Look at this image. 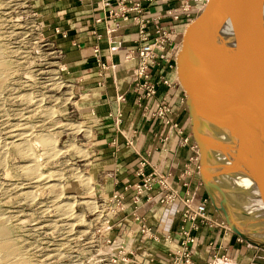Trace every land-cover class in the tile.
Here are the masks:
<instances>
[{
	"label": "crops",
	"instance_id": "obj_1",
	"mask_svg": "<svg viewBox=\"0 0 264 264\" xmlns=\"http://www.w3.org/2000/svg\"><path fill=\"white\" fill-rule=\"evenodd\" d=\"M182 2L145 1L146 12L157 14L168 7L179 6ZM203 3L204 0H190L191 13L201 5L199 13ZM38 4L44 32L62 45L65 59L70 65L65 77L73 81L76 90L82 94L80 102L84 110H94L97 116V142L94 162L90 166L96 188L124 192L125 199L131 201L136 191L126 186L141 178L135 171L140 158L145 157L162 171L170 172L179 184L187 182V185L181 186V193L188 191L196 200L207 197L199 170L200 162L195 159L196 150L192 143L184 144L182 136L174 127L143 113L138 103L139 92L132 81L137 59L127 58L128 51L136 49L140 43L138 26L132 21L117 18L114 21L117 29L108 35L106 22L96 20L107 14L103 0H38ZM175 22L174 42L160 51V64L155 73L156 78L160 75L167 77L171 85L160 81L156 100L170 103L177 112L175 119L184 133L192 134L186 90L179 80L176 65L186 19ZM148 33L154 35L152 27ZM96 45L99 48L97 53L94 51ZM166 56L170 57V61ZM102 63L107 67L102 69ZM120 94H123L121 99ZM119 111L123 117L116 123L115 117ZM100 116L105 118L101 119ZM131 135L135 140L134 145L127 141V136ZM146 170H151V166L147 165ZM157 190L158 186L155 185L144 191L138 206V211L159 235L158 238H142L139 234L136 237V246L153 255L152 259L144 258L146 264L169 263V253L179 245L183 224V204L180 200L162 203L150 199L148 196ZM212 205L208 201V214L222 221ZM132 210L133 206L130 205L123 212L122 227L136 224ZM192 232L196 236L191 245L196 264H211L215 253L228 255V260L220 259L217 264H264V247L240 239L241 236L231 228L206 223L198 218L197 227ZM168 234L171 239L165 237Z\"/></svg>",
	"mask_w": 264,
	"mask_h": 264
},
{
	"label": "rangeland",
	"instance_id": "obj_2",
	"mask_svg": "<svg viewBox=\"0 0 264 264\" xmlns=\"http://www.w3.org/2000/svg\"><path fill=\"white\" fill-rule=\"evenodd\" d=\"M39 6L38 0H0V229L7 233L0 237V241L6 240L12 248L8 254L0 250V263L15 259L12 261L26 264H124L119 258L113 261L118 255L113 241L124 228L115 226L109 214L102 213L100 205H97L104 202L102 195L108 191L98 190L90 173L95 156L91 137L79 133L75 143L81 130L86 129V134L93 133L79 122L89 123L90 118L77 109L74 104L76 97H70V88L62 87L64 76L66 82L73 83L72 93L77 91L75 83L65 77L67 69L62 76L56 56L60 53L61 44L44 32L37 10ZM200 6L190 17L195 18ZM81 97L82 94L77 99L78 105H82ZM92 123L96 135V117L92 118ZM21 124L30 129L26 133H31L23 141H17L18 137L10 138L12 132L17 134L14 128ZM38 134L54 138L56 149L66 154L47 159V155L43 154L46 148L38 141ZM213 137L214 160L220 163L235 161L233 154L225 153L217 146L220 138ZM20 142L21 149L26 150L30 146L35 157L40 156L39 163L44 173L57 171L63 174L60 180L63 186L61 198H56L44 184L28 180L29 175L21 167L28 162L20 154V147L15 146ZM194 149L196 158L200 155L198 146ZM71 154L89 158L78 161L77 156L72 157ZM76 163L82 167L81 172ZM73 172H79L82 178L90 177L89 187L81 184V178H75ZM245 174L235 169L232 174L225 175L244 216L254 209L255 203L254 188L244 186L240 181ZM206 198L212 204L209 196ZM85 201H92L94 208ZM69 214L77 217L67 219ZM211 218L217 221L215 217ZM138 248L140 250V246Z\"/></svg>",
	"mask_w": 264,
	"mask_h": 264
},
{
	"label": "built area",
	"instance_id": "obj_3",
	"mask_svg": "<svg viewBox=\"0 0 264 264\" xmlns=\"http://www.w3.org/2000/svg\"><path fill=\"white\" fill-rule=\"evenodd\" d=\"M104 4L107 6V14L104 17H98L96 20H104L106 22L107 34L111 35L117 27L114 25V21L117 18H121L125 21H132L138 26L139 33V45L136 49L130 50L127 53V58H136L137 63L133 68L132 72V81L139 92L138 103L143 108V113L150 114L157 117L164 123H169L174 127L182 136V142L189 143V136L184 133L183 128L179 122L175 119L176 111L172 105L165 101L156 100L159 82H163L167 85H171L170 80L164 75H160L159 78L155 77L156 70L160 64V51L165 50L170 44L174 42V35L176 32L175 21H179L182 18L186 19V25L193 19L191 16V7L190 0H183L181 5L168 7L165 10L158 12L157 14H149L146 12L145 1L152 3L156 0H103ZM185 16V17H183ZM166 17L169 18V23L166 21ZM185 25V27H186ZM153 29L154 35L150 36L148 29ZM152 37V38H150ZM59 54L57 56V62L60 65L61 73L70 65L65 59V53L62 45H59ZM94 51L97 53L99 51L98 46L96 45ZM53 52V51H52ZM53 55V54H52ZM55 56V55H53ZM166 59L170 61V57L166 56ZM107 67L106 64L102 63V69ZM62 79V78H60ZM64 84L62 87L68 86L70 88V97H76L75 106L79 109L80 113H85L89 115V123L86 121H79L82 123L83 127L90 128V134H86V129L81 130L77 133V141L80 137L79 133H82L84 136L91 137V146L93 147V155L95 154V145L97 138L93 129L92 118L96 116L94 110L85 111L84 106L78 105V100L80 97V92L73 91V83L66 82V79L63 76ZM62 90V89H61ZM119 98H123V94L119 95ZM123 114L121 111L116 115V122L119 123L122 120ZM99 118L103 119L105 117L100 116ZM84 120V119H83ZM76 122V121H74ZM123 131V130H122ZM128 142L131 145L135 144L134 137L127 136ZM96 141V142H95ZM78 146V145H77ZM193 147L197 148L196 143H192ZM81 148V147H80ZM83 149V148H82ZM86 149V148H85ZM89 151V150H88ZM70 156V155H69ZM77 156L78 161L84 159L82 155H72ZM91 156L89 152V157ZM88 157V158H89ZM85 158V159H88ZM199 161V155L195 158ZM77 164V163H76ZM78 165V170L82 167ZM76 165V166H77ZM150 165L151 170H146V166ZM74 166V165H73ZM199 167V163H198ZM140 175V179L132 183H129L126 188L133 187L136 191L135 195L131 201L125 199L124 192L113 191L106 192L103 196V201L100 204V211L109 214V219L115 226L122 227V220H124L123 212L125 209L132 205L133 214L135 216L136 224L135 226L125 225L123 232L118 238H115L113 244L115 248H118V251L113 258V261L123 260L124 264H146L144 262L145 257L153 258V255L148 252L146 249H140L139 246L135 245V237L137 233H140L142 238H158L159 235L157 231L153 229L151 225L148 224L146 217L138 211L140 195L147 189L154 188L155 185L158 186V190L155 193L150 194L148 197L151 199H157L162 203H170L175 200H180L183 204V224L180 231V239L178 241L179 245L169 254V263L168 264H196L193 258L192 243L196 240V236L193 234L192 229L197 227V219L200 218L202 221L213 224L217 223L223 225L226 229H230L229 226L224 221H216L212 219L208 214L207 207V198L201 200H196L194 195L189 193H181V186L183 184L187 185V182L179 184L178 179L174 178L170 172L162 171L157 165L152 164L150 160L145 157H141L138 162V167L135 171ZM84 173V172H82ZM189 222V226H187ZM122 227V228H123ZM167 239H171V236L168 234L165 236ZM240 239H243L240 237ZM122 256V257H121ZM121 257V258H120ZM220 259L228 260V255L223 253L218 255L215 253L212 256L210 261L211 264H217ZM119 263V262H118Z\"/></svg>",
	"mask_w": 264,
	"mask_h": 264
},
{
	"label": "water",
	"instance_id": "obj_4",
	"mask_svg": "<svg viewBox=\"0 0 264 264\" xmlns=\"http://www.w3.org/2000/svg\"><path fill=\"white\" fill-rule=\"evenodd\" d=\"M176 65L179 80L186 90L192 133L200 152V174L207 194L233 231L250 244L264 247V233L255 232L245 222L242 209L226 181L225 175L232 174L235 169L224 167L220 172L212 162L215 161L210 149L213 144L206 139L203 130L200 113L204 110L198 106L195 85L197 72L204 70L213 84L222 80L234 87V99L231 97L228 102L231 106L237 103L235 95L242 96L243 103L236 104L234 110L232 136L261 200V190L255 183L247 150L240 148L241 116L244 112L251 127L253 125L250 95L260 105L264 117V32L253 0H204L201 11L184 28ZM217 146L225 152L219 143Z\"/></svg>",
	"mask_w": 264,
	"mask_h": 264
},
{
	"label": "bare ground",
	"instance_id": "obj_5",
	"mask_svg": "<svg viewBox=\"0 0 264 264\" xmlns=\"http://www.w3.org/2000/svg\"><path fill=\"white\" fill-rule=\"evenodd\" d=\"M253 2H254V7H255V10L257 13V17H258L260 26L264 32V0H253ZM191 21H193V19ZM1 79L2 78H0V81H1ZM0 84H1V82H0ZM195 85H196V94H197L198 106H199V108L202 107V110H204L203 112L200 113V117H201L200 119H201L203 127H204L203 130H204L206 139L211 144L214 145L215 138L213 136H218L220 138L218 143L220 144V146L223 147L225 152H229L235 156V161H230L228 163H220V162L213 161V160H212V162L214 163V165L216 164L217 170H219L220 172L222 171V169L224 167H229L232 169L241 170V172L246 173L244 178H241L240 181L242 182V184L244 186H247V187L252 186L254 188L253 181L247 173L246 165H245L244 161L242 160V158L238 154L239 148L235 146L234 141H233V136H232V126H233V121L235 119L234 110H235L236 104L241 105L243 103L242 96L240 94L235 95L236 96L235 102H237V103L236 104L232 103V106H231L230 103H228V102L231 99V97H232L231 100L234 99V92H233L234 87L228 81L224 82L222 80H217L213 84L210 81L209 77L206 75L204 70H200L197 72L196 79H195ZM29 95H31V94H29ZM29 101H30V99H29ZM36 101H38V100H36ZM41 101H43V100H41ZM250 107H251L253 125L251 127V125L249 123V119L247 118V115L244 112V114H242V116H241V128H242L241 135H242V137L240 135V148L243 150L244 149L247 150L246 153H247L249 161L251 162L252 172H254V175H255V183L258 184V186L260 187L262 198H261V200L258 199L256 189L254 188V194H255L254 209H250L248 212H246L245 216L243 215V213H241V214L243 216V219L246 220L245 222L247 224L249 223L255 232L264 233V117L262 115L260 105L254 100L252 95H250ZM188 112H189V110H188ZM115 120H116V117H115ZM166 124L170 125L169 123H166ZM190 125H191V123H190ZM28 130H30V129L28 127H26V125L21 124V125L16 126V128H14V131H18L19 133L17 132V134H14L15 132H12L9 136H10V138L18 137L17 141L18 140L23 141L25 139V137L27 136V134L29 135L31 133V132L26 133V132H28ZM31 130H33V128ZM191 132H192V126H191ZM32 135H31V137H32ZM186 135L189 136V142L197 144L193 133L192 134H186ZM38 136H39V138L37 137L38 141L41 142V144H43L42 147L44 146L46 148L44 150L45 152L43 154L47 155V159L52 158L54 156H57L61 153H63L64 155L66 154L65 151L62 152V151H58L56 149L57 141L54 140V138L51 139V138L45 137V135L41 136V134H38ZM192 138L194 139V141H192ZM27 139H29V138H27ZM24 142H22V143H24ZM28 142H29V140H28ZM10 143L12 144V141ZM26 143H24V144H26ZM13 144H14V142H13ZM3 145H7V144L3 143ZM27 145H23V146L27 147ZM15 146L20 147L21 142L18 144H15ZM21 147L18 148L19 152H20V154L21 153L23 154L22 157H24V159L28 162V164H25V165L23 164V166H21V167H22V170L27 175H29L28 180L30 182L32 181V183L44 184L43 186L44 187L47 186V188H49L50 191H52V193L55 194L56 198H61L62 194H63V186L60 183V180H62L63 174L61 175V172L57 173V171H56V173L50 172V171H49L50 173H48V174L44 173L42 171V168L40 167V163H39L40 156L35 157L34 153H32V150H31L32 148L30 149V146H28L30 150L28 148H26V150H25V148L21 149ZM0 149H2V146H0ZM210 149H212V148H210ZM198 150H199V148H198ZM75 153H77V150L75 151ZM46 155L44 157H46ZM199 162H200V156H199ZM73 174H74L75 178H77V179L81 178V179H79V181L82 182L81 184H86L87 187H89L90 177H88L89 179L87 177L82 178L83 175H80L79 172H73ZM225 178H226V176H225ZM226 181H227V179H226ZM50 183H53V184H50ZM214 185H215V183H213V187H214ZM85 189H87V188H85ZM85 202L87 203V205L89 207H91L92 209L94 208V207H92V204H94L92 201H85ZM63 207L65 208V205H62V208ZM57 208H58V206H57ZM66 217H67V219H69V218H76L77 216L69 214V216L66 215ZM222 221H224L223 218H222ZM72 226H73V224H72ZM5 233H6V231L4 229H0V237H4ZM9 244L6 240L0 241V250L2 252H4V254H6V253L8 254V252L11 251L12 248L10 247ZM6 258H8V257H6ZM12 260H15V259H12ZM12 260L11 261H5L4 263L5 264H26V262H21L19 260H18V262H16L17 260L16 261H12Z\"/></svg>",
	"mask_w": 264,
	"mask_h": 264
}]
</instances>
